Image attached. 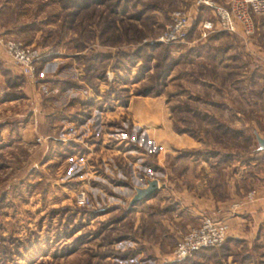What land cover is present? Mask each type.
Masks as SVG:
<instances>
[{
    "label": "rangeland",
    "instance_id": "1",
    "mask_svg": "<svg viewBox=\"0 0 264 264\" xmlns=\"http://www.w3.org/2000/svg\"><path fill=\"white\" fill-rule=\"evenodd\" d=\"M69 7L64 9L59 0H0V30L62 59L61 75L76 86H63L70 95L66 102L81 109L95 102L94 115L101 113L102 118L95 126L97 138L104 133L111 143L119 141L113 158L118 171L95 169L84 180L72 170L76 167L70 159L56 170L61 154L84 151L76 141L64 144L44 166L39 147L0 142V264H194L191 258L204 252L185 261L171 258L176 239H164L165 246L156 251L149 249V241L170 226L168 218L147 215L133 229L131 212L144 198L129 201L134 188L146 181L129 177L124 158L131 160L133 144L143 148L145 178L159 179L156 190L164 189V200L173 197L179 185L211 187L221 198L229 189L242 193L237 200L251 189L264 191V148L257 150L255 138H264V18L256 25L257 35L245 43L220 31L201 38L198 23L210 14L192 0H105L74 14ZM179 10L190 17L186 37L159 42L169 15ZM0 70L10 88L0 100L12 98V87L23 81L14 71ZM86 92L100 98L92 101ZM135 101H140L141 124L148 120L155 131L164 130L168 152L156 156L153 142L129 127ZM68 114L73 117L76 111ZM159 114L161 120L153 122ZM215 123L238 133L213 137ZM232 135L235 141L229 139ZM219 153L229 154L230 160L220 161L224 158ZM157 163L165 170H158ZM83 182L78 189L86 191L89 204L79 206L74 195ZM262 236L264 242V232ZM251 245V251L264 258V246ZM245 247L240 243L237 250Z\"/></svg>",
    "mask_w": 264,
    "mask_h": 264
},
{
    "label": "crops",
    "instance_id": "2",
    "mask_svg": "<svg viewBox=\"0 0 264 264\" xmlns=\"http://www.w3.org/2000/svg\"><path fill=\"white\" fill-rule=\"evenodd\" d=\"M214 1L222 5L225 2L224 0ZM260 18L262 17H256L254 19L255 31L253 37L257 35L256 25ZM0 33L7 37L1 30ZM61 62L62 59L59 56L48 57L47 55L40 63L36 64L35 78L33 80H26L13 69L6 55L0 51V69L7 70L9 73L14 71L12 75L20 77L23 81L20 87H12L10 92L13 91L12 93L15 94L12 98L0 100V142H3L5 146H13V143H30L34 147H39L40 150H43L42 156L44 162L42 165L44 166L45 163H50L52 159H55V154H57L59 149L61 150L63 148L62 146L64 144L76 141L75 143L85 148L84 151L63 157L62 152H59L61 154L59 156L60 163L56 165V170H59L63 166V163L70 159L73 161L72 166L75 165L76 167L72 170H78L77 175H79L80 179L85 180V177L95 173V169H102L104 171L103 173L113 171L116 174L118 169L114 164L113 158L115 154L119 153L115 148L119 141L115 144L111 143L112 140L109 137L105 139L106 134L104 133H101L100 139L99 137L97 138V134L100 133L96 132L98 128L95 126H100L102 118L100 112L98 116L94 115L95 105L93 103L95 102L86 106L82 105V109L78 104L74 103L69 105L66 102L67 98H70V95H67L68 93L63 88L65 86L71 88L76 86H74V82L69 81L70 79H66L61 75L63 71L60 66ZM105 88V86L102 88L99 87L97 93H100ZM8 90L10 88L5 85L4 76L0 70V96ZM18 91L21 92L20 97H16ZM74 95H77V92H74ZM90 96H93V94L86 92V97L89 98ZM93 98L95 99L92 101H96L100 97L94 95ZM139 106L140 101H135L134 105L131 106L132 113L129 115V127L131 129L137 128L141 136L143 133L146 140L153 142L154 147L157 149L156 156L168 152L164 145V130L157 129L155 131L156 128L153 129L152 126L146 123L148 120L141 124V111ZM127 108H129V103ZM74 111H76V115L69 117L68 113L72 114ZM158 119L161 120L160 114L154 116L152 120L156 122ZM155 134H158V136H155ZM36 138H39V141H36ZM133 146L136 148L134 151L132 149L127 150L131 154L128 156H132L131 158L129 157L131 160L123 157L129 166V173L127 174L135 180L141 179L147 182L148 179L145 178L144 173L143 156L145 155L143 154V148L140 145L136 147L133 144ZM188 146L194 147L195 144ZM261 149L259 147L257 148L258 151H261ZM122 153L119 155L121 156ZM90 156L91 158L88 160ZM91 159L92 162H88ZM40 160L41 158L38 159L39 162ZM156 166L158 169L160 164L157 163ZM70 168H67V170ZM160 168L162 171L165 170L164 167ZM139 169L141 170L140 173H138ZM99 173L100 171L96 177L101 182L104 179ZM165 175L166 172L163 173L164 179L162 181L160 180L163 186L165 185ZM122 178H126V176ZM155 179L156 188L158 189L157 182L159 179ZM176 180L178 181V179ZM83 184L85 183H80L76 189L81 188L80 186ZM163 190V188L160 191L156 190L151 196L144 198L138 203V206L135 208L136 210L131 212L133 214L132 220H134L133 229L136 228L138 222L140 224V219L142 222L147 219V215L153 218H168L171 223L170 226L166 225L165 229L155 236L154 241H149V249L156 251L160 247H164V239L172 238L178 240L190 225L198 224L201 215H207L215 220L222 219L226 221L229 233L222 246L230 250H235L233 253L229 251L225 254H216L214 256H208L203 253L193 256L191 259L194 264H264V258H260L262 254L257 255L256 252L250 249L252 243L253 245L264 246L262 239L264 232V200L257 199L253 204L251 203L246 207L231 211L229 210V206L242 193L240 195L234 194L227 189L226 194L221 198L215 195L211 187L200 186L199 189L197 187L195 189L192 186V188L187 189L179 185L175 189L176 193H173L174 196L164 200L160 193ZM160 221L164 223V221ZM240 243L245 244V250H237L239 249ZM234 245L238 246L235 247ZM141 249H143V243ZM141 249L131 248L135 254L138 252L141 253Z\"/></svg>",
    "mask_w": 264,
    "mask_h": 264
},
{
    "label": "built area",
    "instance_id": "3",
    "mask_svg": "<svg viewBox=\"0 0 264 264\" xmlns=\"http://www.w3.org/2000/svg\"><path fill=\"white\" fill-rule=\"evenodd\" d=\"M224 5L214 0H192L193 6L207 10L210 18L201 19L198 23L201 38L208 37L215 31L228 33L248 43L254 35V19L264 17V0H224ZM190 26L187 12L179 10L169 15V21L158 38L161 43H176L184 39ZM0 51L6 55L10 65L26 80L36 76L35 66L47 53L30 44L3 36L0 33ZM39 141V138L35 139ZM258 200H264V191L251 189L241 199L235 201L230 209L242 208ZM74 202L79 206L89 204L86 191L77 189ZM228 225L225 220L202 216L198 224L189 227L174 243L171 258L181 260L203 247H218L228 236Z\"/></svg>",
    "mask_w": 264,
    "mask_h": 264
},
{
    "label": "trees",
    "instance_id": "4",
    "mask_svg": "<svg viewBox=\"0 0 264 264\" xmlns=\"http://www.w3.org/2000/svg\"><path fill=\"white\" fill-rule=\"evenodd\" d=\"M59 1L61 2V6L64 9L70 8L69 6L73 7V10H71V12L69 14H74L75 11L78 13L80 10H85L87 7L98 6L99 4L103 3L105 0H59ZM66 3L69 4V6ZM211 131H212L213 137L215 136L214 134L223 136L224 134L229 133V132H233L235 134H236V132L238 133V131H236L234 129L225 127V126H223L221 124H217V123H215L213 128H211ZM234 136L235 135H232L231 137H229V139H233V141H235ZM218 143L222 144L223 142L220 143V141H218ZM219 155H221L222 158H224V159H219L220 161H223V160L229 161L230 160L229 154H227V153H219ZM224 241L220 245H218V247H203L202 249L193 252L191 255H194L196 253H202V252H204V254H206L208 256H214L216 254H225L226 252H222V250H221L224 248L222 246L224 244ZM113 253L116 255H120L115 250L113 251ZM188 257L189 256H187L186 258L179 260V261H183V260L185 261V260H187Z\"/></svg>",
    "mask_w": 264,
    "mask_h": 264
},
{
    "label": "water",
    "instance_id": "5",
    "mask_svg": "<svg viewBox=\"0 0 264 264\" xmlns=\"http://www.w3.org/2000/svg\"><path fill=\"white\" fill-rule=\"evenodd\" d=\"M257 145L261 149L264 146V138L256 137ZM156 180H148L146 184L142 187L135 188V192L132 195L129 204H133L138 202L142 198H147L151 196L156 191Z\"/></svg>",
    "mask_w": 264,
    "mask_h": 264
}]
</instances>
